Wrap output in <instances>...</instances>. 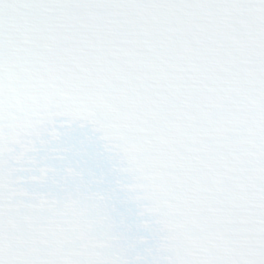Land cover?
Listing matches in <instances>:
<instances>
[{
	"label": "snow or ice",
	"instance_id": "1",
	"mask_svg": "<svg viewBox=\"0 0 264 264\" xmlns=\"http://www.w3.org/2000/svg\"><path fill=\"white\" fill-rule=\"evenodd\" d=\"M0 264H264V0H0Z\"/></svg>",
	"mask_w": 264,
	"mask_h": 264
}]
</instances>
